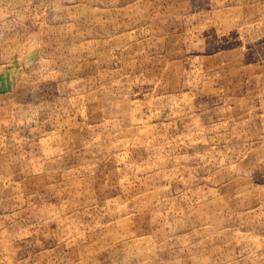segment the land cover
Returning a JSON list of instances; mask_svg holds the SVG:
<instances>
[{"label":"rangeland","instance_id":"obj_1","mask_svg":"<svg viewBox=\"0 0 264 264\" xmlns=\"http://www.w3.org/2000/svg\"><path fill=\"white\" fill-rule=\"evenodd\" d=\"M0 264H264V0H0Z\"/></svg>","mask_w":264,"mask_h":264}]
</instances>
